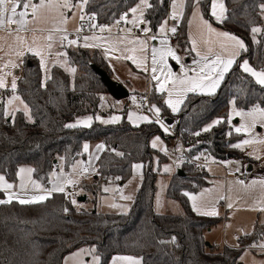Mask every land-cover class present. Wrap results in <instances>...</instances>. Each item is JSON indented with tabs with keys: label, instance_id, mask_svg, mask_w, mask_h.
Segmentation results:
<instances>
[{
	"label": "trees",
	"instance_id": "obj_1",
	"mask_svg": "<svg viewBox=\"0 0 264 264\" xmlns=\"http://www.w3.org/2000/svg\"><path fill=\"white\" fill-rule=\"evenodd\" d=\"M150 2L156 7L147 10L145 17L157 32L160 22L167 16L169 1L164 0L162 5L158 0ZM261 2L264 0H224L228 19L223 23L214 22L208 15L210 0H203L201 4L202 14L209 22L245 41L248 51L242 53L240 59H248L256 69H264ZM132 4L134 0H94L87 10L98 12V22H109ZM192 10L185 7L178 23L176 43L182 50L188 47L187 29ZM253 26L262 28L256 41L250 32ZM67 53L69 65L76 68V74L72 77L61 67H53L52 79L45 86H42L39 60L29 54L25 56L17 94L29 105L32 121L22 111L15 114L14 124L10 118L6 121L2 115L4 105L0 103V173L6 172L9 181L16 182L15 173L19 167L29 166L35 169L33 178L47 185L49 173L55 164H61V158L64 170H71L73 161L84 157L85 143L102 141L124 156H116L114 151L103 152L96 162V171L103 176L120 177L125 183L131 178L132 166L142 163L141 184L125 214L99 213L95 197L100 188L89 183L81 186L84 193L94 197L89 209H77L80 204L72 205L61 195H53L39 204L0 205V264H62L67 254L85 245L97 248L100 264H108L117 255L142 257L144 264H238L240 247L216 251L204 238L205 231L220 220L196 215L184 195L185 192L197 193L199 188L207 186L206 173H199L184 163L182 175L172 176L166 191V197L180 205L182 214L158 215L154 212L157 173L151 163L155 155L159 163L165 161V157L149 146L151 137H165L158 124L143 123L133 127L121 119L114 125L94 121L90 127H65L78 118L103 114L99 95L107 92L90 67L94 64L107 72L104 60L96 52L77 48L68 49ZM10 94L9 90H0V95ZM148 99L161 108L162 117L172 121L175 132L182 130L192 154L207 151L216 161H226L243 156L231 147L240 137L228 135L229 103L235 100L236 107L243 109L264 106V90L242 73L237 63L215 95L190 94L177 114L170 112L162 95L154 90L149 91ZM215 119L224 122L203 132L202 129ZM198 131L201 135H194ZM64 208L69 211L65 213ZM259 236V231H255L241 237L239 243L256 241ZM173 237L175 243L171 242Z\"/></svg>",
	"mask_w": 264,
	"mask_h": 264
},
{
	"label": "snow or ice",
	"instance_id": "obj_2",
	"mask_svg": "<svg viewBox=\"0 0 264 264\" xmlns=\"http://www.w3.org/2000/svg\"><path fill=\"white\" fill-rule=\"evenodd\" d=\"M92 3H94V0H0V32L6 33V36H0V41L11 40V43L7 45L8 50L5 52V55L0 56V90L7 89L11 93L7 97L0 95V103L4 105L2 115L6 121L10 118L14 124L15 114L21 111L29 121H32L29 105L17 94V80L19 77L13 72L14 69L21 67L23 57L28 53L39 58V67L43 73L42 86H45L47 81L52 79V68L56 67L57 64L60 67H65V70L71 74H75L76 72L75 67H66L69 65L67 59L68 53L63 49L72 46L100 48L102 47L100 41H103L107 44V47H104L106 54L109 52L113 54L118 53L114 55V59L131 60L137 68H142L145 72L150 71L151 80L157 82V91L162 94L167 93L164 104L173 113H178L181 110V106L185 103L188 93L206 96L215 95L217 88L225 79L226 73L229 72L234 64L238 63V58L241 54L248 51L246 43L242 38L227 31H218L212 28L211 24L200 15L203 0H187V3L186 0H179V3H177V0H172L170 5L172 11L167 19L160 22L158 32L153 31V28L149 26L150 21L145 17L147 10H154L156 7V4L150 2V0H134V4L130 5L122 14L113 16L109 24L98 23V12L87 10ZM158 3L162 5L164 0H158ZM185 7H191L193 9L192 19L199 18L200 25L207 30L208 35L216 37L215 41H204L206 48L203 51L197 46V41L190 37L192 43L190 51L195 52L196 56L199 57V59L193 61L195 67L183 64L181 57L177 55L173 47L169 46L168 41L169 32L173 35L177 33L175 25L168 28L169 20L176 21L182 18ZM259 9L261 18L264 19V2L260 3ZM210 11L218 23H223L228 19L226 15L228 10L224 0H210ZM68 13H71V15L69 16ZM48 17H52L56 21L51 28L44 29L37 27L39 23ZM76 19L79 20V25L72 32H69L67 25L70 21ZM191 24L192 20H189L190 27ZM127 25H130V27H125ZM141 25L143 27H140ZM113 29H117V32L114 33ZM136 30L141 35H136ZM84 31L91 32V35L82 36L81 33ZM45 32L47 33L46 35H38ZM250 32L252 39L256 41L257 34L262 33V28L260 26H253ZM70 36L74 38H70ZM41 39L44 43L39 42ZM156 40H159L161 47H151V63L149 66V56L147 55L149 52L148 42ZM55 46H58L61 50L53 52L52 50ZM214 46H218L220 51L214 52ZM0 52H4V44L2 43H0ZM125 53H132V55H125ZM5 56L8 58L5 59ZM53 56L57 59L50 61V57ZM61 57L64 58L62 63L59 60ZM169 57L176 64L180 65V74L172 71L167 62ZM209 57H212V59L209 60ZM238 67L244 73L254 78L255 84L264 90V69L257 70L250 65L247 59L239 60ZM190 72L193 74L189 75ZM9 77H11L10 89L8 86ZM101 99L103 100V97ZM132 103L137 109L146 108L154 117L153 119L148 115L137 114L134 111L129 112L127 119L134 126L138 127L140 123H156L165 133L169 131V128L165 126L161 119L160 107L147 102L146 97H142L138 101L137 97L133 96ZM232 104L233 108L227 117V123L231 124L233 116L240 117L243 123L235 127L234 131L238 134L243 132L249 138L234 143L231 147L243 151L246 146L253 144L264 145V136L255 132L257 125L260 128H264V106L255 105L250 111H244L237 110L235 100L232 101ZM121 119L118 115H113L106 120L99 116L96 117V120H99L103 124H116ZM92 120L91 116L85 119H77L74 123L66 124L65 127L69 129L78 126L90 127ZM223 122V119H217L212 124L204 127L202 131L209 132L213 127ZM194 135L200 136L201 132H195ZM228 135L231 136L232 133L229 132ZM159 143H161V140L157 136L152 140L151 146L156 148ZM89 148V144L85 143L83 145V153L89 154L87 163L74 160L72 172L69 174L64 172L63 158H61L62 162L59 166V173L55 170L49 173L47 184L51 185L50 188L46 184L38 183L37 180L32 179L35 169L30 167H19L15 173L19 181L18 185L15 181H9L6 172L0 173V193L6 196V198H0V205H10L14 201L19 205L39 204L51 198L54 193L64 194L65 198L69 199L72 205H76L77 201L72 197L78 193L69 192L67 188L69 186L75 187L79 183L80 176L95 174L96 169L93 167L92 161L99 160V153L106 150L104 144L97 145L93 153L89 152ZM162 150L167 154L166 148ZM112 151L115 152L116 156H124V153L115 149H112ZM249 155H252L255 159H261V155L256 149L249 152ZM196 158L199 159V157ZM132 167L134 170H140L143 165L137 163ZM170 171L171 168L165 166L164 172ZM116 179L119 180L121 178L116 177ZM236 183L243 185L244 181L238 180ZM261 183L264 184V181ZM252 184H256V181H252ZM103 191L107 193L110 191V188L105 186L103 187ZM120 192L121 199L131 200V196L123 195L122 189H120ZM184 195L192 201V209L197 214L206 216L218 215L214 205L209 208L208 203L203 199H198L187 192ZM201 196H203V193ZM224 199L226 197L223 195L219 197V200ZM227 206L231 209L233 204L229 202ZM109 207L123 208V206L115 203L110 204ZM258 210L264 212V201L261 202ZM68 211V208H64L65 213ZM245 235H251V233H245ZM171 242L175 243V237L172 238ZM161 243H164V241H161ZM249 248H255L260 254L264 255V233H261L259 239L249 245ZM74 255L77 257L83 255L90 256L91 260L88 261V264H100L101 261V257L97 254L95 246L88 249H80ZM243 258L244 256L242 255L240 259L243 260ZM81 264H85V262L81 261ZM111 264H144V261L142 257L117 255L111 259Z\"/></svg>",
	"mask_w": 264,
	"mask_h": 264
},
{
	"label": "rangeland",
	"instance_id": "obj_3",
	"mask_svg": "<svg viewBox=\"0 0 264 264\" xmlns=\"http://www.w3.org/2000/svg\"><path fill=\"white\" fill-rule=\"evenodd\" d=\"M171 3H172V1L169 4L170 13L172 11V9L170 7ZM177 3H179V0H177ZM192 12H193V10L191 11L190 16H189V20H192V24H191V27L189 26V28H188V47H187V49L182 50L177 45L176 42H175V44H172L170 42V35H172L171 33L168 36V41H169V46L173 47L174 50L177 52V55H179L181 57L183 64L195 67L193 61L195 59H199V57L196 56L195 52L190 51V49L192 47L191 39H195L197 41V46L203 51L206 48L204 41L205 40L215 41L216 37L215 36H209L207 33V30H205V31L201 30V27L199 25V18L193 20L192 19ZM200 15L202 16L201 10H200ZM208 15L210 16V18L212 20L216 21L215 18L211 15L210 5L208 8ZM166 19H167V16H166ZM180 19L181 18L177 19L176 21L178 22ZM75 22H76L75 20H72L67 25L69 32L75 28ZM54 23H56L55 19H53L52 17H48L44 21L39 23L37 25V27L48 29V28H51ZM140 27H143V25H141ZM136 31H138V30H136ZM46 34L47 33L45 32V33L38 34V35L42 36V35H46ZM0 36H6V33L0 32ZM190 37H191V39H190ZM156 41H157V44L153 47H157V48L161 47L159 40H156ZM39 42L44 43V41L42 39ZM0 43L4 44V52H0V56H4L5 52L8 50L7 45L9 43H11V40L8 39L7 41H0ZM101 43H105V42L101 41ZM74 47L75 46H72L69 48H74ZM104 47H107L106 43H105ZM121 47H123V45H121ZM150 49H151V46L149 47V52L147 53V55L149 56V60H148L149 66L151 63ZM60 50L61 49L58 46H55L52 51L56 52V51H60ZM63 50L65 51V49H63ZM219 51H220L219 47L214 46V52H219ZM28 54L30 55V53H28ZM28 54H26V55H28ZM116 54H118V53H116ZM116 54H113L111 52H109L107 54V58L109 59V63H110L111 68H112L111 79L113 81L121 84L123 87H125V89L129 92V95H130L129 99L132 101L133 96H137V99L142 98V97H149V93H146V91L147 90H154L155 92L162 95L163 102H164V100L167 97V93L162 94V93L157 91V89H156L157 82L151 80L150 71L145 72L142 70V68H137V66L135 64H133L131 60H126V59L116 60L113 58L114 55H116ZM125 55H132V53H125ZM25 56L23 57V61H24ZM7 58L8 57L5 56V59H7ZM37 59L39 60L38 57H37ZM56 59L57 58L55 56L50 57V61H54ZM63 59H64L63 57L59 58L61 63L63 62ZM211 59H212V57H209V60H211ZM243 59H245V58H243ZM239 60H242V59H240V57H239L238 63H239ZM167 62H168L169 66L171 67L173 72L180 74V65L176 64V62L174 60H172L171 57L168 58ZM250 65L252 66L251 63H250ZM56 66L60 67L59 64H57ZM66 67H70V66L67 65ZM61 68H63L65 70V67H61ZM231 69L229 70L228 73H226V75L230 73ZM22 70H23V64L21 65V67L14 69L13 72L19 78H21ZM257 70H260V69H257ZM241 72L244 73L242 70H241ZM68 73L72 77H73V75L76 74V72H75V74H71L70 72H68ZM192 74L193 73H191V72L189 73V75H192ZM244 74H246L248 77H250L247 73H244ZM226 75H225V77H226ZM42 76H43V73H42ZM250 78L253 80V82H255L254 78H252V77H250ZM17 82H18V80H17ZM10 83H11V77L8 78L9 89H10ZM221 84H220V86H221ZM220 86L217 88L216 93H217L218 89L220 88ZM190 94H194V93H188L187 96ZM195 95H199V94H195ZM99 96H100V98L103 97V100L101 99V105H100V109H101L100 111H102L103 113H108L111 111L112 112L113 111L118 112V110H122L121 107L118 106V104L115 102V100H113L108 95L107 92L102 93ZM204 96H206V95H204ZM127 101L128 100H123L122 103H128ZM232 108H233V104L231 101L229 103L227 117H228L229 113L232 111ZM236 108H237V110H244V111H250L252 109V107L248 108V109H243V108H238V107H236ZM169 110L172 114H177V113H173L171 111V109H169ZM105 117H109V116H105ZM215 120H217V119H215ZM215 120H213V122ZM213 122H211V124ZM241 123H243V121L238 116H233L231 124L227 123L229 132H231L232 134L238 135L240 137L238 142H241L242 140L249 138L247 136V134H245L243 132L238 134L234 131L235 127H238ZM206 126H208V125H206ZM168 128H169V131L167 133L164 132L165 133L164 138L159 136L161 143H159L156 148H153L151 146V142L155 137H157V135L151 137L149 140V146L153 150H155L159 154H161V156L165 157V161L162 163H159V159L155 155L153 157V161L151 163L153 171L157 173V179H156L155 185H156L157 192H158L157 199L158 200L160 199V201L163 200V198H164V191L161 189L162 183L164 182V184H165L166 176L169 174V172H164L165 166H169L170 168L172 167L174 169L177 168V170H178L184 164L183 163V160H184L183 159V148H182L181 144L178 141H176L173 138V136H171V132H172V134L175 133V130L173 129L172 124L168 125ZM255 132L259 135L264 136V128H260L259 125H257ZM180 133H182V130ZM87 144H89V143H87ZM89 146H90L89 152H91V145L89 144ZM163 148L167 149V154H165V152L162 150ZM253 149H256L260 153L261 159H255V158H253L252 155H249V152H252ZM238 151L241 152L243 156L252 159L254 161V163L258 165V167H259L258 177L259 178L257 179L256 184L253 185L251 183V184L240 185V184L236 183L237 180L230 177L232 175L241 173L243 163H246V166L244 168L245 171L250 166V164L248 162H246L243 157H242L243 159L242 158H231V159H227L226 161H219V162L211 164L212 166L210 165L206 169V171L209 175V177L206 178L207 181L210 183L209 186L199 188L198 192L194 193L193 196H196L198 199H203L206 203H208L209 208H211L214 205L217 212H218V215L209 216V217H214V218H218V219H221L223 216V212H222L223 209L221 208L220 203L225 202L226 209L228 212L227 219L225 221V226H224L225 230L227 231V236H228V238H226V243L228 244V247H230V248H232V247H238L239 248L240 247V249H241L240 257L242 255L244 256L243 260H241L239 257L238 264H254V262H255V264H264V255L260 254V252L257 249H255V248L245 249V247H247L253 243L246 242L243 245H241L239 243V239L241 237L245 236V233H252V231H254L255 229H257V231H259L260 234L264 233V212L258 210L259 207L261 206V202L264 201V184L261 183L262 181H264V145L253 144L250 146H246L243 151L240 149H238ZM84 154H86V161L83 160V158H81L79 160L87 163V161L89 159V154L88 153H84ZM174 161H175V163H174ZM139 164H142V163H139ZM143 168H144V165L140 170H134L132 167V175H131V179H130V181L132 183H135L137 179L142 178ZM226 176H228V178H226ZM113 177H114L116 183H114V181H111V183L118 186L119 183H121V180H117L115 176H113ZM88 183L91 186H95L92 183L90 184V182H88ZM104 185H106V184H104ZM80 186H82V185H80ZM96 186H99V188H100V193H98L97 200L95 203L96 209L99 213H103V214H120V213H122V214H125L129 211L130 208H129L127 203L125 204V202H124L125 200H122V204L118 203V199H120L119 198L120 195L118 196L115 193L103 195V194H101V190H102V187H104V186L101 183L97 184ZM161 192H162V195H161ZM83 193H82V195L89 194L86 192L84 194ZM202 193H203V196H201ZM189 194L191 195V193H189ZM221 195L225 196L226 199L219 200V197ZM92 198L94 199V197L91 194H89V196H87L85 202H83V203L77 202V204H80V205L79 206L77 205L76 208L77 209L92 208V206H93L92 205L93 203L91 201ZM74 199L76 200V198H74ZM188 200H189V204L191 206L192 201L189 198H188ZM229 202H231L233 204V207L231 209H229L227 206ZM112 203H115L117 205H121V206H123V208H120V207L111 208V207H109V205ZM174 203L176 204L177 202H174ZM176 205H177V207H179L178 203ZM191 208H192V206H191ZM219 228H221V226H219L218 229ZM237 237H239V239H237ZM91 247H93V246H86L85 245V246L77 248L76 250L67 254L64 257L62 264H66V262H67V264H81V261H84L85 264H88V261L91 260L90 256L83 255V256L77 257L74 255V253L78 252L80 249H88ZM245 253H247V254H245ZM108 264H111V260L109 261Z\"/></svg>",
	"mask_w": 264,
	"mask_h": 264
},
{
	"label": "crops",
	"instance_id": "obj_4",
	"mask_svg": "<svg viewBox=\"0 0 264 264\" xmlns=\"http://www.w3.org/2000/svg\"><path fill=\"white\" fill-rule=\"evenodd\" d=\"M172 0H169V2H168V10H167V18H168V16L170 15V10H169V4H170V2H171ZM68 15L70 16L71 15V13H68ZM202 16H203V14H202ZM129 18H131V17H129ZM203 18L206 20V21H208L204 16H203ZM166 19V18H165ZM77 20L78 19H76L75 21V27H76V23H77ZM214 21V20H213ZM209 22V21H208ZM214 22H216V21H214ZM178 23H179V21L177 22V21H172V20H169V23H168V28H170V27H172L173 25H175L176 27H178ZM210 24H211V26H212V28H214V29H216V30H218V31H224V30H221L220 28H218V27H216L215 25H213L211 22H209ZM218 23V22H217ZM188 24H189V21H188ZM199 25H200V23H199ZM125 27H130V25H127V26H125ZM200 27H201V30L202 31H205L206 29H204L203 27H202V25H200ZM188 28H189V25H188ZM158 31V30H157ZM70 32H72V31H70ZM3 33V32H2ZM121 35H122V33H121ZM170 35V32L168 33V36ZM187 37H188V29H187ZM70 38H71V36H70ZM170 42L172 43V44H175V42H176V34L175 35H170ZM100 43H101V41H100ZM102 44V47H100V48H84V47H77V46H75L74 48H66L65 49V51L67 52L68 51V49H77V48H80V49H84V50H88V51H91V52H96L103 60H104V62H105V65H106V67H107V73H108V75L110 76V78H111V74H112V68H111V65H110V63H109V59L107 58V54L104 52V45H105V43H101ZM148 44H149V47L151 46V47H153V46H155L156 44H157V41H149L148 42ZM31 55V54H30ZM37 58V57H36ZM68 66H70V65H68ZM59 67V66H58ZM71 67V66H70ZM63 69V68H62ZM64 70V69H63ZM67 72V71H66ZM149 91L150 90H147L146 91V93H149ZM145 93V94H146ZM137 97V96H136ZM130 98V95H129V97L127 98V99H124V100H128L127 102L128 103H122L123 102V100H120V101H116L115 100V102L118 104V106H120L121 107V109L122 110H118V112H116V111H111V112H108V113H103V115L101 114V115H98L99 117H101L102 119H109L111 116H113V115H118V116H120L122 119H124L127 123H129L131 126H133V127H137V126H134L130 121H128V119H127V115H128V113L129 112H136L137 114H142V115H147V114H145L141 109H137L136 108V106L132 103V101L129 99ZM114 100V99H113ZM132 104V105H131ZM117 106V105H116ZM105 116H109V117H105ZM150 118H151V116L150 115H148ZM97 117V116H96ZM96 117L95 118H93V120H92V123L94 122V121H96L97 123H99V124H101V125H114V124H103V123H101L99 120H96ZM85 118H87V117H83V118H78V119H85ZM165 119V123H166V118H164ZM77 120V119H76ZM75 120V121H76ZM74 121V122H75ZM73 122V123H74ZM213 122V121H212ZM117 124V123H116ZM141 124H143V123H140L139 125H141ZM167 124V123H166ZM211 124V123H210ZM209 125V124H208ZM166 127H168V124L167 125H165ZM78 127H84V126H78ZM160 127V126H159ZM161 128V127H160ZM162 129V128H161ZM162 131L164 132V130L162 129ZM90 145H91V152L90 153H93V152H95V149H96V146L97 145H99V144H103L102 143V141H99V142H94V143H89ZM104 151H101L100 153H99V156L103 153ZM83 155H84V157H83V160H85L86 161V154H84L83 153ZM243 158H244V160L246 161V162H248L249 164H250V166L247 168V170L245 171L244 170V168H245V166H246V163H243V165H242V170H241V173L243 172V173H248L249 174V180L246 182V183H244V184H251L252 183V181H257V179L259 178L258 177V171H259V167H258V165L257 164H255L254 163V161L252 160V159H250V158H248V157H245V156H242ZM242 158V159H243ZM184 159V158H183ZM182 159V160H183ZM96 162H97V160H93L92 161V165H93V167L94 168H96ZM216 162H219V161H216ZM216 162H214V163H216ZM183 163H185L184 162V160H183ZM210 166V165H209ZM208 166V167H209ZM212 166V165H211ZM220 166V165H219ZM22 167H26V168H29V166H22ZM31 168V167H30ZM222 168V167H221ZM179 170H181V168H179L178 170H177V168L176 169H174V168H172L171 167V171L169 172V174L166 176V181H165V184H164V182L162 183V190L164 191V198H163V200H161L160 201V199L158 200L157 199V196H158V192H157V188H156V190H155V194H154V199H153V209H154V212L156 213V214H158V215H181L182 214V209H181V207H180V205L178 204V206L179 207H177V203L175 204L174 202H176V201H174V200H171V199H168L167 197H166V191H167V187H168V185H169V182H170V180H171V177L172 176H174V175H177V172L179 171ZM71 171H72V168H71ZM57 173H59V172H57ZM206 173V175H207V177H209V175H208V173H207V171L205 172ZM241 173H239V174H241ZM239 174H235V175H232V176H230L231 178H234L235 179V176L236 175H239ZM226 178H228V176H226ZM32 179H34L33 178V174H32ZM131 179V178H130ZM130 179L127 181V182H125V183H119V185L118 186H116L115 184H112V183H108V184H106V185H103L104 187L105 186H107V187H109L110 188V191L109 192H107V193H105L104 191H103V187H102V190H101V194H103V195H106V194H110V193H115V194H117L118 196L119 195H121V192H120V189H122L123 190V195H125V196H131V200H125L124 202H125V204L127 203L128 204V206H129V208L131 207V205H132V202H133V200H134V198H135V196H136V193H137V191H138V189H139V187H140V184H141V179H137L136 180V182L135 183H132L131 181H130ZM157 179V178H156ZM35 180V179H34ZM236 180V179H235ZM206 181H207V179H206ZM38 182V181H37ZM16 183H17V185L19 184V181H18V179H16ZM38 183H40V182H38ZM79 185H83V184H88V182L87 181H84L83 180V178L82 177H79V183H78ZM209 182L207 181V186H209ZM50 185V184H49ZM206 186V187H207ZM18 190V189H17ZM103 192V193H102ZM100 193V192H99ZM161 195H162V192H161ZM191 195H193V194H191ZM82 196H85L86 198H87V196H89V194H86V195H82ZM0 198H6V196L3 194V193H0ZM120 198V197H119ZM96 200H97V196L95 197V203H96ZM122 200L123 199H118V203H121L122 204ZM15 202V201H14ZM222 203V202H221ZM221 203H220V206H221ZM223 205H224V207H221L222 209H223V216H222V218L221 219H219L220 220V222L217 224V225H215V226H213L212 228H210V229H208L207 231H205V233H204V238H205V240L207 241V243H209L210 245H212V246H217L218 247V249H219V251H221L223 248H230V247H228V244L226 243V238H228V236H227V231L225 230V228H224V226H225V221H226V219H227V214H228V212H227V209H226V205H225V202H223ZM96 206V205H95ZM127 206V207H128ZM191 206H192V203H191ZM192 209V208H191ZM97 210V209H96ZM193 210V209H192ZM194 212V211H193ZM196 215H199V214H197L196 212H194ZM199 216H204V217H209V216H206V215H199ZM221 226V228H219L218 229V227L219 226ZM218 226V227H217ZM257 228V227H256ZM255 231H257V229H255L254 231H252V233H254ZM251 233V234H252ZM246 236V235H245ZM258 240V239H257ZM256 240V241H257ZM256 241H250L249 243H253V242H256ZM232 248H238V247H232ZM245 249H250L249 248V246H247V247H245ZM251 249H253V248H251ZM114 257V256H113ZM112 257V258H113Z\"/></svg>",
	"mask_w": 264,
	"mask_h": 264
},
{
	"label": "built area",
	"instance_id": "obj_5",
	"mask_svg": "<svg viewBox=\"0 0 264 264\" xmlns=\"http://www.w3.org/2000/svg\"><path fill=\"white\" fill-rule=\"evenodd\" d=\"M79 23H80L79 20H77L76 27L79 25ZM98 23H101V24H109V23H111V21H109V22H98ZM113 32L114 33L117 32V29H113ZM81 35L82 36L83 35H91V32L84 31V32L81 33ZM136 35H141V33L139 31H136ZM71 38H74V37L71 36ZM146 98H147V102H149L148 97H146ZM137 100L140 101V98L137 99ZM141 110L145 114L152 116L151 118L154 119L152 113H150L149 111H147L146 108H142ZM161 119L163 120L164 124L167 125L165 123L164 117L161 116ZM191 135H192L191 133H188V136H191ZM171 136H173V138L181 144V146L183 148V158H184V162L186 164H189V165L193 166L194 169L197 172H199V173H205L206 172V169L208 168V166L211 165V164H213L214 162H216L215 158L209 152H207V151H200L198 153L192 154L190 152L191 147L188 146V140H186L184 138V135H182V133L175 132V133L172 134V132H171ZM102 143L106 146V150H104V152H111L112 151V148L108 144H105L104 142H102ZM196 157H199V159H197ZM59 166H60V164H55L53 170H55L56 172H59L60 171V167ZM64 172L66 174H69L72 171L71 170H64ZM80 177H82L84 181L90 182V184L92 183L93 185H97L99 183H101L102 185H104V184L109 183V181H114V183H116V181H115V179H114L113 176H103L100 173H98L97 171L95 172V174H85V175H82ZM249 178L250 177H249V174L248 173H241V174L235 176V179L237 181L238 180L244 181V183H246L249 180ZM47 187L50 188L51 185L47 184ZM81 190H82V188H81V186L79 184H77L75 187L69 186L67 188V191H69V192L78 193L77 195H75L74 197H72V198H76V199L78 197L82 196V193L84 191L83 190L81 191ZM53 195H61V196L65 197L64 194H62V193H54ZM221 207H224L223 202L221 203ZM214 249L216 251H219V249H218L217 246H214Z\"/></svg>",
	"mask_w": 264,
	"mask_h": 264
},
{
	"label": "water",
	"instance_id": "obj_6",
	"mask_svg": "<svg viewBox=\"0 0 264 264\" xmlns=\"http://www.w3.org/2000/svg\"><path fill=\"white\" fill-rule=\"evenodd\" d=\"M90 67H91L92 71L99 77L100 82L104 85V87L107 90L108 95L112 99H114L116 101H120V100L127 99L129 97V92L125 89V87H123L121 84L113 81L106 71H104L103 69H101L100 67H98L94 64L91 65ZM166 123L168 125H170L172 123V121L166 120ZM54 163H56V161H54ZM177 175L181 176L182 171L179 170L177 172ZM85 200H86L85 196H80L77 198V202H79V203H83V202H85Z\"/></svg>",
	"mask_w": 264,
	"mask_h": 264
}]
</instances>
